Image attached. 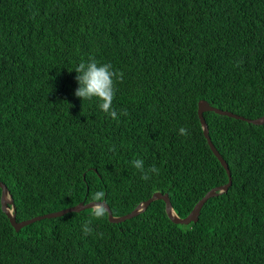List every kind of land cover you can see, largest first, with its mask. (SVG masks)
Masks as SVG:
<instances>
[{
  "label": "trees",
  "instance_id": "1",
  "mask_svg": "<svg viewBox=\"0 0 264 264\" xmlns=\"http://www.w3.org/2000/svg\"><path fill=\"white\" fill-rule=\"evenodd\" d=\"M90 57L123 74L116 120L74 95ZM200 101L264 116V0H0V181L16 221L99 190L113 216L161 192L184 218L228 182ZM203 118L231 184L196 221L157 199L117 223L87 208L16 231L0 200V264H264V122ZM136 159L159 174L142 179Z\"/></svg>",
  "mask_w": 264,
  "mask_h": 264
},
{
  "label": "water",
  "instance_id": "2",
  "mask_svg": "<svg viewBox=\"0 0 264 264\" xmlns=\"http://www.w3.org/2000/svg\"><path fill=\"white\" fill-rule=\"evenodd\" d=\"M205 111H214L215 113H218V114H221V115H226V116L237 118V119H243V120H245L247 122H251V123H254V124H262L264 122V116L259 118V119H247V118H244V117H242L240 115H237L235 113H232V112H229V111H226V110H222V109H219V108L212 107L206 101H200L198 103L197 112H198V117H199L202 129H203L204 137H205V139H206L211 151L216 156V158L218 159L220 164L223 166V168L226 170V173L228 175V182L226 184L222 185V186L214 187L211 190H209L194 205V207L190 211V213L187 216H185L184 218H180L174 213V211L172 209V205H171L170 199H169V196H168L167 193L163 194L161 192H154L150 198H148L144 202L140 203L131 212H129V213L125 214V215H122V216H113L109 206L104 202L105 203V207L107 209L108 220L110 222L117 223V222L123 221L125 219L131 218V217L139 214L140 212L144 211L152 201L160 199V200L164 201L166 214L173 222L187 224L190 221H196L197 220L199 211H200L202 205L204 204V202L208 198H210L212 196H215V195H217L219 193L225 192L228 189V187L231 184L230 170L228 168V165H227L226 161L220 155V153L215 148V146L213 145V143H212V141L210 139L208 126H207L206 121L203 118V112H205ZM0 188H1V199H0L1 200V208L6 212L8 218L10 220L11 225L13 226V228L16 231L20 230L23 226H25V225H27L29 223H32V222L37 221V220H40V219L45 218V217H55V216H59V215L65 214L67 212H72V211L78 212V211H81V210H84V209H87V208H91L92 203H93L91 201L87 202V203L80 202L77 205L70 206V207H67V208H63V209H61L59 211H56V212H51V213L35 216V217L29 218V219H25V220H22V221H16L15 218H14L13 201H12L11 197L8 195V191H7V188H6L5 184H3L1 181H0ZM8 204H10L12 206V208L9 209V210L7 209V208H9Z\"/></svg>",
  "mask_w": 264,
  "mask_h": 264
},
{
  "label": "clouds",
  "instance_id": "3",
  "mask_svg": "<svg viewBox=\"0 0 264 264\" xmlns=\"http://www.w3.org/2000/svg\"><path fill=\"white\" fill-rule=\"evenodd\" d=\"M77 75L75 79L78 87L74 95L80 99L97 98L99 101V108L110 115L113 120L118 119V113L112 108V102L115 96V82L122 78V73L113 70L111 63H99L95 58H89L87 62H80L74 68ZM122 114L126 115V112ZM181 135L187 136L188 130L181 127L179 129ZM133 166L140 170L141 178L144 180L150 179V174H159V169L155 166L149 167L147 170L144 168L142 159L132 161ZM105 193L102 190L95 191L90 200L92 203L90 209L91 217L101 219L107 215V209L104 203ZM91 221L87 220L82 225V231L85 235H90L93 228L90 226ZM102 235V233H98Z\"/></svg>",
  "mask_w": 264,
  "mask_h": 264
},
{
  "label": "bare ground",
  "instance_id": "4",
  "mask_svg": "<svg viewBox=\"0 0 264 264\" xmlns=\"http://www.w3.org/2000/svg\"><path fill=\"white\" fill-rule=\"evenodd\" d=\"M8 210L10 209V208H7Z\"/></svg>",
  "mask_w": 264,
  "mask_h": 264
}]
</instances>
